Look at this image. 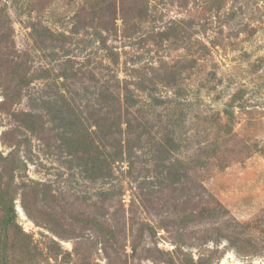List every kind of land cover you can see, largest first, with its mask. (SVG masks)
<instances>
[{
  "label": "rangeland",
  "instance_id": "rangeland-1",
  "mask_svg": "<svg viewBox=\"0 0 264 264\" xmlns=\"http://www.w3.org/2000/svg\"><path fill=\"white\" fill-rule=\"evenodd\" d=\"M0 264H264V0H0Z\"/></svg>",
  "mask_w": 264,
  "mask_h": 264
}]
</instances>
